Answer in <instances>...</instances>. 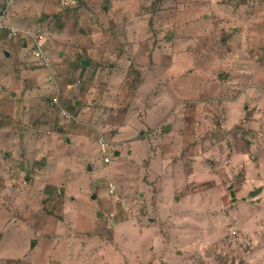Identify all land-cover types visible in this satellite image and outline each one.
I'll use <instances>...</instances> for the list:
<instances>
[{
    "label": "rangeland",
    "instance_id": "rangeland-1",
    "mask_svg": "<svg viewBox=\"0 0 264 264\" xmlns=\"http://www.w3.org/2000/svg\"><path fill=\"white\" fill-rule=\"evenodd\" d=\"M1 9L8 25L43 34L62 84L75 81L74 97L92 88L87 99L105 102L112 120L138 109L144 121L152 92L178 79V61L187 101L181 128L168 110L157 129L138 130L137 156L125 147V161L113 158L98 221L90 183L107 173L98 147L89 148L96 171L77 160L65 192L39 191L25 151L12 156L0 144V264H264V204L251 201L264 195V100L255 94L264 84V0H0ZM7 30L0 41L20 45ZM32 51L10 63L0 53V91L10 88L3 70L37 65ZM70 192L76 200L63 205Z\"/></svg>",
    "mask_w": 264,
    "mask_h": 264
},
{
    "label": "crops",
    "instance_id": "crops-1",
    "mask_svg": "<svg viewBox=\"0 0 264 264\" xmlns=\"http://www.w3.org/2000/svg\"><path fill=\"white\" fill-rule=\"evenodd\" d=\"M0 12H2V9ZM5 20L7 21L6 17L4 18V21ZM13 27L16 26L13 25ZM5 28H8L10 31L9 26ZM3 30H0V34ZM20 31V34L13 36L14 38H23L20 45L19 39H14L12 41L4 39L0 41L1 44L7 43L9 45L8 48H3V50L0 48V53L4 54V60L6 62L10 63L14 56H20V54L28 48H33V51L35 50V41L32 35L34 32L26 29H20ZM3 33L5 35L8 34L6 31ZM10 34L13 33L10 31ZM42 40V48L47 57L46 62L42 59H38L33 54V58H35L38 63L36 62L37 65L34 67L29 65L28 71L22 70L20 72L17 69L11 72L7 69L3 70L4 72L2 75L8 85H10V88L8 91H0V144H4L3 148L7 147L9 150H15L12 156L18 150L25 151V155H23L25 168H29L31 174H35L39 191L42 190V186L47 187L51 185L56 186V189L60 187L61 189L64 188L63 190L65 192L66 190H70L69 188L72 186L70 172L73 170L72 167H75L77 160H79V163L83 161L86 162V166L91 172L96 171L93 158L89 156V148L96 149V147H98L103 154V160L99 163V166L104 164L107 169V173L104 175L99 174L98 177L92 178L90 183V198H99V204L96 207V210L99 211L98 215H100L96 218L98 221L102 219L101 216L108 202L107 189L105 188L106 186L102 184L104 177L110 175V172L111 175L116 176L117 172L114 173V170L110 169L111 163L114 158L121 164L122 160L125 159L126 153L130 156L129 152L124 150L125 147H129L131 152L136 154V156L137 153L141 152L143 146L132 148L130 145L132 142H145L144 138H138V130L141 126H151L157 129L158 123L164 118L166 111L173 109V115L176 120L172 126L174 128L176 126L181 128V121H183V119L181 120V115L186 109L187 92L185 90L183 91L181 88L184 84L182 82L183 78L180 77L179 74L185 65L180 61L173 65L176 69L175 71L173 70L172 74L175 73L174 78L178 77L179 82L177 81L178 79H174L173 85L169 81L166 84L164 83L163 88L160 87L157 94L152 92L144 121H139L141 120V116L139 115L140 113H138V109H130L127 111L128 115H126V119L115 117V120H112L111 117L114 115H110L111 110L106 115V108L103 107L105 102L95 105L92 101L87 99V96L92 97L93 95L94 91L92 88L79 89V97H74L76 94L75 81L69 78L62 84V77L56 75V70L53 67L54 58L47 49V39L43 37ZM11 52H13V55ZM72 61L73 60H71L69 66L71 67L74 65V68H76L77 66L75 64L77 61ZM89 63L90 60L84 58L80 61L79 65L88 67V65H90ZM176 83L177 85L179 84L178 87L175 86ZM78 87H81V85ZM231 90L232 87L230 91ZM256 93L259 95V98L257 97L258 103L264 100V84L261 88H258V91H255V94ZM243 94H247L246 90H244ZM69 96H73L71 104L68 103L67 98ZM60 100L62 104L64 102V107L60 105ZM226 104L229 108L234 109L235 105L242 106V101L228 100ZM116 107L117 105H114V108ZM170 117L171 116L165 118L164 122L168 121V125L171 126L172 120H169ZM72 118H74L76 122L72 120ZM253 126H258L257 121H255ZM107 130L109 131L108 133ZM171 132L173 131L169 129L168 132L164 134H171ZM101 135H104L111 142L106 152L103 151V147L99 142V137ZM115 144H117L116 147ZM112 149L114 150L115 157L110 155ZM105 155L110 157L109 161L104 160ZM41 162L43 164H41ZM120 164L114 165L113 169L120 168ZM86 166L84 169H86ZM96 178L100 180L99 185L96 182ZM32 179L34 180L33 177ZM258 179L260 180V177ZM174 181L175 183H173V186L175 187V185H177V187L180 188L179 186L181 183H176L178 179L176 178ZM260 182H262V180ZM261 187L262 185L255 190V193L258 192V189L261 191ZM80 190H82V188H80ZM250 194L254 195L252 192ZM65 195L67 197L65 199L64 197L62 198V202H64L62 203L63 205L67 199H70L69 204H72V200H76L77 198V195L71 192L64 194V196ZM235 195V192L234 196L231 194L233 199H236ZM69 196L71 198H68ZM242 198L249 200L247 196H243ZM251 201L255 204L254 206L261 209V205L264 204V195H262L261 198L258 197L256 201ZM15 223L18 225L19 221L17 220ZM34 244L35 242L33 241L32 245Z\"/></svg>",
    "mask_w": 264,
    "mask_h": 264
},
{
    "label": "built area",
    "instance_id": "built-area-1",
    "mask_svg": "<svg viewBox=\"0 0 264 264\" xmlns=\"http://www.w3.org/2000/svg\"><path fill=\"white\" fill-rule=\"evenodd\" d=\"M5 10L3 12L0 13V30H3L5 27L10 28V31L14 34V35H18L20 34V29L17 27H13L8 25L5 21ZM34 36V41H35V50L33 51V54L38 58V59H42L43 61H47V57L45 56V53L43 51L42 48V44H43V35L42 34H32ZM57 100V98H56ZM99 142L101 143L102 147H103V151H107L108 147L111 145V142L104 136L101 135L99 137ZM110 157L108 155H105L104 160L105 161H109Z\"/></svg>",
    "mask_w": 264,
    "mask_h": 264
},
{
    "label": "water",
    "instance_id": "water-1",
    "mask_svg": "<svg viewBox=\"0 0 264 264\" xmlns=\"http://www.w3.org/2000/svg\"><path fill=\"white\" fill-rule=\"evenodd\" d=\"M255 193V192H254ZM254 193H252V194H254ZM232 194H233V196H234V192H232Z\"/></svg>",
    "mask_w": 264,
    "mask_h": 264
}]
</instances>
